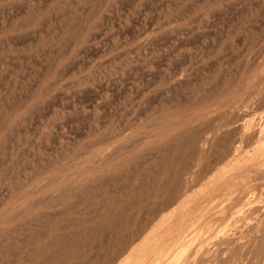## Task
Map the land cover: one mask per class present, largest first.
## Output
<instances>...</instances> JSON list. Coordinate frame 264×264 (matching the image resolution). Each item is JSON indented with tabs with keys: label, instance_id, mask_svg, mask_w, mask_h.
Instances as JSON below:
<instances>
[{
	"label": "rangeland",
	"instance_id": "1",
	"mask_svg": "<svg viewBox=\"0 0 264 264\" xmlns=\"http://www.w3.org/2000/svg\"><path fill=\"white\" fill-rule=\"evenodd\" d=\"M171 248L264 264V0H0V264Z\"/></svg>",
	"mask_w": 264,
	"mask_h": 264
},
{
	"label": "bare ground",
	"instance_id": "2",
	"mask_svg": "<svg viewBox=\"0 0 264 264\" xmlns=\"http://www.w3.org/2000/svg\"><path fill=\"white\" fill-rule=\"evenodd\" d=\"M256 73H257V72H256ZM261 73H262V72H261ZM245 76H246V75H245ZM253 76H254V75H253ZM248 82H249V81H248ZM250 83H251V82H250ZM245 84L247 85L246 82H245ZM240 86H241V85H240ZM227 88H228V87H227ZM242 90H244V89H242ZM218 93H219V92H218ZM234 99H235V98H234ZM206 102H207V101H206ZM227 102H228V101H227ZM197 105H198V104H197ZM218 106H219V105H218ZM223 107H224V106H223ZM210 112H211V111H210ZM204 114H205V113H204ZM208 116H209V115H208ZM181 117H182V116H181ZM237 117H238V116H237ZM183 119H184V118H183ZM182 121L184 122V120H182ZM189 121H190V120H189ZM191 122H192V119H191L190 123H191ZM180 123H182V122H180ZM190 123H189V124H190ZM191 124H192V123H191ZM221 124H222V123H221ZM178 125H179V124H178ZM187 125H188V124H187ZM187 125H186V126H187ZM195 125H196V124H195ZM198 125H199V124H198ZM174 126H175V125H174ZM177 127H178V126H177ZM184 127H185V126H184ZM184 127H183V128H184ZM190 127H191V126H190ZM220 127H221V126H220ZM222 127H223V126H222ZM227 127H228V125H227ZM239 127H240V126H239ZM175 128H176V127H175ZM180 128H182V126H181ZM186 128H187V127H186ZM224 128H226V127H223V129H224ZM217 129H218V128H217ZM220 129H222V128H220ZM220 129H218V130L220 131ZM223 129H222V130H223ZM178 130H179V129H178ZM218 130H217V131H218ZM222 130H221V131H222ZM176 131H177V130L174 129V127H172L171 129H169V130L166 131V132L168 133L167 135H170V136H172L171 138H173V137H174L173 135H174V134H177V133H175ZM196 131H197V130H196ZM223 131H226V130L224 129ZM228 131H229V130H228ZM236 131H237V130H236ZM166 132H165V133H166ZM177 132H178V131H177ZM179 132H180V130H179ZM255 132H256V131H255ZM195 133H196V132H195ZM252 133H253V132H252ZM185 134H186V133H185ZM192 134H193V133H192ZM216 134H217V133H216ZM219 134H220V133H219ZM242 134H243V133H242ZM161 135H162V134H161ZM167 135L164 137V139L161 138L162 136L160 137V139H161L160 142H161V143H162V142H165L164 140L167 141L168 139H170V136H167ZM250 135H251V134H250ZM255 135H256V134H255ZM190 136H191V135H190ZM190 136H189V137H190ZM211 136H212V134H211ZM187 137H188V136H187ZM194 137H196V136H194V135L192 136L193 140H195ZM197 137H198V136H197ZM234 138H235V137H234ZM182 139H183V137H182ZM219 139H220V138H219ZM184 140H185V139H184ZM193 140H191V143L193 142ZM203 140H204V139H203ZM203 140H202V141H203ZM209 140H210V139L207 138V139H206V142L204 141V142H205V143H203L204 146H201V147H200L201 150H203V149L205 148V145H207V143L209 142ZM241 140H242V139H241ZM147 141H148V140H147ZM199 141H200V140H199ZM210 141H211V140H210ZM252 141H253V140H252ZM181 142H182V141H181ZM197 142H198V140H195V142H194L193 145H195ZM191 143H190V144H191ZM198 143H199V142H198ZM198 143H197L196 145H198ZM210 143H212V142H210ZM190 144H189V145H190ZM250 144H251V143H250ZM216 145H217V144H216ZM190 146H192V145H190ZM198 146H199V145H198ZM242 146H243V145H242ZM206 147H207V146H206ZM231 147H232V146H231ZM192 148H193V146H192ZM232 148H234V147H232ZM240 148H241V147H240ZM143 149H144V148H143ZM143 149H142V150H143ZM211 150H212V149H211ZM231 150H232V149H231ZM234 150H235V149H234ZM234 150H233V151H234ZM239 150H240V149H239ZM242 150H243V149H242ZM173 151H174V150H173ZM233 151H232V152H233ZM237 151H238V150H237ZM181 152H182V150H181ZM232 152H231V153H232ZM241 152H242V151H241ZM178 154H179V153H178ZM193 155H194V154H193ZM234 155H235V154H234ZM234 155L232 154V157H233V158H234ZM247 158H248V157H247ZM98 159H99V158H98ZM235 159H236V158H235ZM249 159H250V158H249ZM247 161H248V160H247ZM91 162H92V161H91ZM184 162H185V161H184ZM239 162H240V161H239ZM239 162H238V163H239ZM176 163H177V162H176ZM185 163H186V162H185ZM234 163H235V162H234ZM234 163H233V164H234ZM236 163H237V162H236ZM240 163H241V162H240ZM240 163H239V164H240ZM183 165H184V164H183ZM234 165H235V164H234ZM186 166H187V165H186ZM186 166H185V167H186ZM183 167H184V166H183ZM186 168H187V167H186ZM195 169H196V168H195ZM182 170H183V169H182ZM185 173H186V172H185ZM88 174H89V173H87L86 175H88ZM57 175H58V174H57ZM86 175H84L83 177H81L80 179H78V180L76 181V183H77V184H81V183H85V181L90 180L91 175H90V176L88 175L87 177H85ZM93 175H94V174H93ZM185 175H186V174H185ZM194 176H195V175H194ZM84 177H85V178H84ZM96 178H97V177H96ZM192 178H193V177H192ZM61 179H62V178H61ZM178 179H179V178H178ZM185 179H186V178H185ZM65 180H66V179H65ZM171 181H172V180H171ZM63 182H64V180H63ZM68 182H69V181H68ZM175 182H178V181H175ZM187 182H188V181H187ZM60 184H61V182H60ZM65 184H66V183H65ZM176 184H177V183H176ZM77 186H78V185H77ZM190 186H191V185H190ZM168 188H169V187H168ZM173 188H174V187H173ZM173 188H172V189H173ZM66 189H67V188H66ZM56 190H57V189H56ZM173 190H174V189H173ZM181 190H182V189H181ZM166 191H167V190H166ZM172 192H173V191H172ZM174 193H175V190H174ZM174 193H173L172 195L176 197V194L174 195ZM191 193H192V192H191ZM177 194H178V193H177ZM181 195H182V194H181ZM191 195H192V194H191ZM72 196H73V195H72ZM179 196H180V195H179ZM189 196H190V194H189ZM175 197H174V200H176ZM191 197H192V196H191ZM191 200H192V199H191ZM191 200H190V201H191ZM172 201H173V200H172ZM172 201H171V202H172ZM167 202H169V201H167ZM171 202H170V203H171ZM179 202H180V201H179ZM180 203H181V202H180ZM168 204H169V203H168ZM176 204H177V203H176ZM170 205H171V204H169V206H170ZM191 205H192V204H191ZM169 206H168V207H169ZM171 206H172V207H171ZM171 206H170L171 208H170L169 210H171V209L174 207V202H173V204H172ZM183 206H185V205H183ZM189 206H190V205H188V206L186 205V207H184V209L181 207V211H180V210H179V211L176 210V208L174 207L176 212L174 211V209H173L172 211H174V212H173L174 214H177L178 212H179V213H180V212H181V213H182V212L184 213L185 210H186L185 208H189ZM21 207H24V205H22ZM21 207H20V208H21ZM20 208H19V209H20ZM19 209H18V212H19V211L22 212V211L25 210V208H24V209L21 208L20 210H19ZM178 209H180V208H178ZM9 211H10V210H9ZM16 211H17V210H16ZM167 211H168V209H167ZM172 211H169V212H172ZM173 213H172V214H173ZM14 215H15V214H14ZM10 216H11V215H10ZM163 216H164V215H163ZM171 216H172V215H171ZM173 217H174V216H173ZM177 217H178V215H177ZM162 218H163V217H162ZM165 218H166V217H165ZM170 218H171V219H170ZM167 219H170V220L173 221L174 218L170 217V215H169V217H168ZM177 219H178V218H177ZM160 220H162V219H160ZM163 220H164V219H163ZM169 222H170V221H169ZM175 222H176V221H175ZM175 222H174V223H175ZM159 223H160V222H159ZM162 223H163V222H162ZM165 223H166V222H165ZM156 225H157V224H156ZM228 226H229V225H228ZM156 227H157V226H156ZM159 227H160V226H159ZM153 228H154V227H153ZM157 228H158V227H157ZM162 228H165V227H162ZM162 228H161V230H164V229H162ZM169 228H170V227H169ZM171 228H172V226H171ZM161 230H160V231H161ZM217 230H218V229H217ZM158 231H159V229H158ZM160 231H159V233H160ZM164 231H165V230H164ZM164 231H163L162 233H164ZM228 231H231V230H228ZM228 231H227V233H228ZM156 232H157V230H156ZM166 232H167V231H166ZM83 233H84V232H83ZM150 233H151V232H150ZM215 233H216V232H215ZM218 233H219V232H218ZM151 234H152V233H151ZM148 235H149V234H148ZM154 235H155V234H154ZM157 235H158V234H157ZM157 235H156V236H157ZM159 235H160V234H159ZM163 235H164V234H163ZM215 235H216V234H215ZM215 235L212 234V235H210V236H211V237H214ZM142 236H143V235H142ZM144 237H145V236H144ZM147 237H148V236H147ZM149 237H150V236H149ZM249 237H250V236H249ZM154 238H155V236L153 237V239H154ZM207 238H209V236H208ZM207 238H205V240H206ZM214 238H215V237H214ZM218 238H219V237H218ZM155 239H156V238H155ZM225 239H226V238H225ZM145 240H146V238L144 239V241H145ZM149 240H150V239H149ZM223 241H224V240H223ZM226 241H227V240H226ZM148 242L151 243L150 241H148ZM148 242H147L146 244H148V246H149V243H148ZM204 242H205V241H204ZM199 243H200V242H199ZM202 243H203V242H202ZM202 243H201V244H202ZM235 243H236V242H235ZM139 244H140V243H139ZM148 246H147V245H146V246H145V245H144V246L141 245L140 249L142 250V249L144 248L142 251L145 252V251H147V249H149V248H147ZM88 247H89V246H88ZM145 247H146L147 249H146ZM66 248H67V246H66ZM135 248H136V247H135ZM205 248H206V247H205ZM138 249H139V248H138ZM138 249H137V250H138ZM140 249H139V250H140ZM68 250H69V249H68ZM141 250H140V253H141ZM131 251H132V250H131ZM131 251H130V252H131ZM194 251H195V250H194ZM73 253H74V252H73ZM140 253H137V251H134L133 253L128 254L129 256H128L127 258H125V259L123 258L124 260H123V261L121 260L122 262H120V264H134V261H135L136 256H137L136 254L140 255ZM142 253H143V252H142ZM142 253H141V255H142ZM177 253H178V249H177V248H171V249H169L166 253H164V255H163V256H162V257H161V258H160L155 264H187L188 261H186V262H185V261L176 262V261H178V259L176 260V254H177ZM214 253H215V252H214ZM203 254H204V253H203ZM234 254H235V253H234ZM234 254H233V256H234ZM65 255H66V254H65ZM72 255H74V254H72ZM233 256H232V257H233ZM235 256H236V255H235ZM235 256H234V258H233L234 261L237 259L238 255H237V257H235ZM61 257H62V256H61ZM65 257H66V256H65ZM72 257H73V256H72ZM75 257H76V256H75ZM232 257H231V259H232ZM240 257H241V256H240ZM240 257H239V258H240ZM242 257H243V256H242ZM242 257H241V258H242ZM216 258H217V257H216ZM218 258H219V257H218ZM235 258H236V259H235ZM243 258H244V257H243ZM63 259H64V258H63ZM121 259H122V258H121ZM137 259H138V258H137ZM65 261H66V260H65ZM222 261H223V260H222ZM236 261H239L238 263H240V260H236ZM203 262H206V260L203 261ZM232 262H233V261H232ZM206 263H207V262H206ZM234 263H235V262H234ZM238 263H237V264H238ZM208 264H209V263H208ZM223 264H224V262H223ZM231 264H232V263H231ZM235 264H236V263H235ZM258 264H259V263H258Z\"/></svg>",
	"mask_w": 264,
	"mask_h": 264
}]
</instances>
